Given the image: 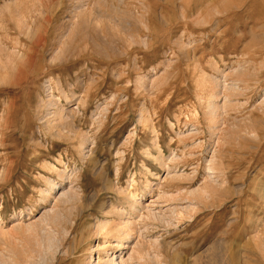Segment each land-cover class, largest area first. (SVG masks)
Wrapping results in <instances>:
<instances>
[{"label": "rangeland", "instance_id": "obj_1", "mask_svg": "<svg viewBox=\"0 0 264 264\" xmlns=\"http://www.w3.org/2000/svg\"><path fill=\"white\" fill-rule=\"evenodd\" d=\"M115 256L264 264V0H0V264Z\"/></svg>", "mask_w": 264, "mask_h": 264}, {"label": "bare ground", "instance_id": "obj_2", "mask_svg": "<svg viewBox=\"0 0 264 264\" xmlns=\"http://www.w3.org/2000/svg\"><path fill=\"white\" fill-rule=\"evenodd\" d=\"M73 193H74V192H73ZM68 194H69V193H68ZM78 195H79V194H78ZM78 195H77V196H78ZM150 214H151V213H150ZM153 214H154V213H153ZM154 215H155V214H154ZM104 223H105V224L102 223V224H103L102 227H103V229H105V230L107 229V232H109V230H111V228L114 229V226L111 227V226H110L111 224H110L108 221H107V222H104ZM124 224H125V226H126V228H127V227H128V226H127L128 223L125 222ZM100 225H101V224H100ZM125 226H122V224H121L120 226H118V227L116 228V231H117V232H120V233L122 232L123 234H124V233H127V236H129V238L131 237L130 239H132V236H134V235L132 234V233H134V232H132L133 230H132V231L130 230V232H129V230L124 229ZM113 229H112V230H113ZM128 229H131V228H128ZM128 232H129V233H128ZM131 232H132V233H131ZM120 235H121V234H120ZM127 236H126V237H127ZM120 237H121V236H120ZM126 237H125V238H126ZM124 244H125V243H124ZM124 247H126V246H124ZM132 248H133V247H132ZM131 255H132V254H131ZM235 256H236V255H235ZM120 257H123V251L121 252L119 258H120ZM117 259H118V257H116V256L113 257V259L110 261V263H111V264H116L115 262L117 261ZM99 263H100V261H99ZM106 264H108V262H106Z\"/></svg>", "mask_w": 264, "mask_h": 264}]
</instances>
